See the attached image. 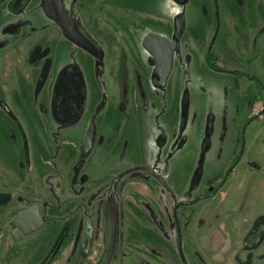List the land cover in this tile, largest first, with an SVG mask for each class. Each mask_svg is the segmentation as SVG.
Returning <instances> with one entry per match:
<instances>
[{"label": "rangeland", "instance_id": "1", "mask_svg": "<svg viewBox=\"0 0 264 264\" xmlns=\"http://www.w3.org/2000/svg\"><path fill=\"white\" fill-rule=\"evenodd\" d=\"M31 1L0 9V264H163L165 257L180 264L176 203L220 185L238 158L216 197L182 206L177 217L185 257L208 264L247 257L244 237L264 216V0H101L91 37L102 67L40 13L38 23L22 26L44 27L37 42L47 57L37 70L16 67L4 52L11 11L25 13ZM148 34L178 43L165 82L149 74ZM119 57L138 60V82L120 79ZM73 70L81 87L64 83L55 100L60 78ZM54 102L81 118L58 121ZM96 113L98 139L83 155ZM34 206L45 222L24 236L13 221ZM254 255L264 264V243Z\"/></svg>", "mask_w": 264, "mask_h": 264}, {"label": "crops", "instance_id": "2", "mask_svg": "<svg viewBox=\"0 0 264 264\" xmlns=\"http://www.w3.org/2000/svg\"><path fill=\"white\" fill-rule=\"evenodd\" d=\"M10 1L11 0H0V9L3 6L9 7ZM64 2H65L64 5L66 6L65 7L66 10L69 13L77 15V18L79 20H81L80 21L82 23L81 25L86 28V30L90 33V35L92 37H93V35L94 36L97 35L98 32H96L97 30H95V32H94L92 25L93 24L96 25L97 22H99V20L97 18V22H94V20H95L94 18L97 16L94 17L93 14L100 15L103 13L104 6L101 3L102 1L101 0H82V1H80V0H64ZM42 3H43V0H32L25 13H20V12L19 13H17V12L13 13L10 10L11 15H12V20L8 23L7 28H9V31H10L9 33H12V34H11L10 39H6L7 42L5 43V47H4V48H6V51H4L6 54L5 53L4 54L8 55L10 61L13 64H15L16 67H19L20 65L21 66L26 65L29 67L31 66L30 68L34 67V69L37 70L38 68H40V66H41L40 64L42 61H44V63L46 62V59L42 60V58L45 56L47 57V53L44 54L42 50H44L47 47V45L46 44L43 45L42 43L37 42V38L39 37V34L41 33L40 29H42L44 27L39 28V30H37V28L36 29L34 28V29L30 30L29 33H25L24 31L22 32L23 27H27V28L30 27L29 25H30L31 20L35 21L37 23L39 22V20H40L39 14L40 13L44 14V16L50 20L49 22L52 24L51 26L54 27L56 34L65 38L62 34L61 29L55 23V21L50 19L45 14V12L43 11ZM110 7H112V6H110ZM36 12H38V13L36 14ZM117 15H119V14H117ZM51 26H50V28H51ZM120 31H121V29H120ZM115 32H118V30L113 31V33H115ZM148 35H146V37ZM65 40H67V39L65 38ZM71 44H72L73 48L82 52V54L85 58L90 59L92 61V63L94 62L96 64V60L89 53H87L86 51L76 47L73 43H71ZM40 48H42V50ZM30 56H31V59H30ZM136 58H137V56H136ZM137 59H139V58H137ZM137 59H135L133 61H129L130 59H127L124 57H119L118 60H114V63H116L118 65L117 71H118V74H121L120 79H122L123 82L126 81L129 83H133L136 81L138 82V80L140 79L139 72H141V69L135 68V64H138ZM47 61H48L47 67H49L50 66L49 64L51 63L50 62L51 61L50 60V52L48 54ZM31 62L33 64H31ZM37 63H39V64H37ZM149 63H150L149 74H150V76H153L154 70H155V65L152 62V59L150 56H149ZM118 76H117V78H119ZM262 118H264V115ZM89 127H90V125H89ZM89 127L87 128L86 133L88 132ZM97 139H98V137L96 136V141H97ZM101 142H102V140H101Z\"/></svg>", "mask_w": 264, "mask_h": 264}, {"label": "water", "instance_id": "3", "mask_svg": "<svg viewBox=\"0 0 264 264\" xmlns=\"http://www.w3.org/2000/svg\"><path fill=\"white\" fill-rule=\"evenodd\" d=\"M42 8L45 14L51 18L62 31L63 36L73 43L76 47L89 53L95 60L96 65L102 67L104 65V54L100 47L89 37V35L82 28L78 27L76 23L67 16L61 0H43ZM184 28L183 21L176 22V33L179 36ZM146 51L151 55L155 61L154 75L161 82H165L172 67V60L175 51L177 50V41H169L163 37L155 34H149L143 43ZM101 89L105 92V85L102 82L101 76H98ZM96 113L92 120L87 132L85 141L82 145L81 151L83 155H88L96 141V126L95 119ZM209 147V141L206 142L204 151ZM154 177L160 184L167 188V184L157 175ZM45 219L41 215V209L38 206L31 207L18 215L14 221L13 226L24 236H29L33 233L40 231L43 228ZM179 254L184 257L182 246L179 245Z\"/></svg>", "mask_w": 264, "mask_h": 264}, {"label": "flooded vegetation", "instance_id": "4", "mask_svg": "<svg viewBox=\"0 0 264 264\" xmlns=\"http://www.w3.org/2000/svg\"><path fill=\"white\" fill-rule=\"evenodd\" d=\"M64 3H65L64 0H61V4H62L63 9H64L65 13L67 14V16L69 18H71L76 23V25L78 27L82 28L87 33H89L86 30V28L81 25L79 19L77 18V15L72 14V13H69L66 10V8H65L66 6L64 5ZM175 34H176V26H175ZM171 41H173V40H171ZM150 57H151V55H150ZM173 57H174V55H173ZM151 59H152L154 65H155L154 59L152 57H151ZM172 62H173V60H172ZM155 78L157 80H159L157 77H155ZM67 86H68V83H67ZM232 166L229 168L228 172L226 173V177H225L224 181L220 185L217 186V187H219V186L221 187L218 191L214 192V190L217 188V187H215V188L211 189L208 193H204L203 195H201L199 197H195L192 200H188V201L182 202V203H176L175 208H174L175 210H174V212L172 214V220H171V222H173L174 229L176 230V233H178L177 234L178 235L177 236V241H178V243H177V251H178V255H179L178 260H179L180 264H191V261L192 260H193L194 264H208V263H206V261H207V258L206 257H189L188 258V257H185V256L184 257H181V255L179 254V249L178 248H179V245L183 246V236L181 234V222H180V220L177 217L178 210L182 206L195 205L198 202H200L201 200H208V199H212V198L216 197L217 194H218V192L222 189V187L228 181L229 176L237 168L238 164L234 168ZM153 174H155V173L154 172H151L150 173V175L154 177ZM155 175H157V174H155ZM163 188H165V187H163ZM165 189L172 194V191H171V189L169 187H167ZM246 220H247V222H249L248 219H246ZM263 243H264V216L259 215V216L255 217L253 219V221L251 223V227L248 230V232L246 233V235L244 237V240H243V244L245 246V250L248 252L247 257H245L244 259H242V257H237L236 256V257H233L231 261L234 262L233 264H257L258 261H261L262 260L261 259L262 257H256L254 255V251L257 250L258 248H260V246ZM194 258H195V260H194ZM162 261H163V264H175V263H172L168 257H165ZM137 264H149V263L146 262V261H143V260L142 261L139 260Z\"/></svg>", "mask_w": 264, "mask_h": 264}, {"label": "trees", "instance_id": "5", "mask_svg": "<svg viewBox=\"0 0 264 264\" xmlns=\"http://www.w3.org/2000/svg\"><path fill=\"white\" fill-rule=\"evenodd\" d=\"M86 32V31H85ZM87 33V32H86ZM88 35H89V37L100 47V49L102 50V48H101V46H100V44L96 41V40H94L92 37H91V35L89 34V33H87ZM177 34V33H176ZM178 36V35H177ZM210 53L211 52H209L208 53V56H210ZM104 54V53H103ZM215 71H217V72H221L220 70H218L217 68H215ZM240 76H244L243 74H240ZM79 77H81V78H83L82 76H81V72L79 71V70H73V71H71V72H67L66 74H64V75H62V77L60 78V80H59V82H58V84H57V86H56V90H55V100H57V95H59L58 94V92H60L59 90L61 89V87L64 89V86H65V84H67V82H70V83H72V82H75V83H77L78 85L80 84V82H79ZM249 78H251V77H249ZM252 80H256L255 78H251ZM42 80H44V77H43V79ZM43 82V81H42ZM65 83V84H64ZM82 83H83V87H85V83H84V79L82 80ZM64 84V85H63ZM79 87H81V85H79ZM83 107H84V105H83ZM53 108H54V112H55V114H56V117H57V119H58V121H60V122H62V123H64V124H66V125H69V124H74L75 122H77L80 118H81V116H82V113L79 115V117H78V114H76V115H73V111H74V109L71 111V112H69L68 114H70V117L69 118H66V116H68V114L66 115V114H64L63 112H59V110H58V108H57V106H56V103L54 102V105H53ZM264 114V113H263ZM73 117V118H72ZM77 118V119H76ZM258 118V115H256V116H254L253 118H251L249 121H248V125L250 124V123H252L253 121H255L256 119ZM71 120V121H70ZM238 160H239V158L238 159H236L235 160V162L233 163V168L238 164ZM221 187L219 186V187H217L215 190H214V192H216V191H218L219 189H220Z\"/></svg>", "mask_w": 264, "mask_h": 264}]
</instances>
